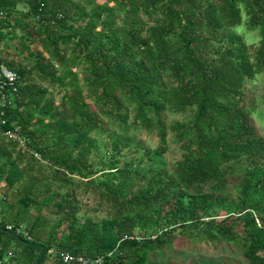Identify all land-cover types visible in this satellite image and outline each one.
Segmentation results:
<instances>
[{"label": "trees", "instance_id": "1", "mask_svg": "<svg viewBox=\"0 0 264 264\" xmlns=\"http://www.w3.org/2000/svg\"><path fill=\"white\" fill-rule=\"evenodd\" d=\"M0 10V43L23 48L0 59L20 79L5 129L28 139L27 149L0 139L12 191L0 228L26 233L0 230L1 256L177 264L156 253L182 235L264 264V136L248 96L264 76V0H0ZM244 16L255 44L233 30Z\"/></svg>", "mask_w": 264, "mask_h": 264}, {"label": "rangeland", "instance_id": "2", "mask_svg": "<svg viewBox=\"0 0 264 264\" xmlns=\"http://www.w3.org/2000/svg\"><path fill=\"white\" fill-rule=\"evenodd\" d=\"M99 1L104 2L105 0ZM245 19L246 17L244 16L242 25L236 27L233 30L237 35L241 36L248 45L255 44L259 41V34L257 31L253 32L248 30ZM248 96L256 105L254 123L259 134L264 136V76L257 78V81L250 85L248 88ZM172 118L176 120H185L188 117L172 115ZM140 137L145 139L151 148H156L158 144V138L155 135H150L146 132H143ZM169 138L171 140L173 135L170 134ZM14 155L15 154L13 152V156ZM166 159L171 163L181 159V151L178 145L174 142L170 143V151L167 153ZM11 202L12 199L10 198V200H5L3 205L7 207L11 204ZM224 214L225 213L222 212L220 217L223 218ZM89 215H91V211H88V207L86 208V206L83 204L81 216L87 217ZM156 255L157 258H160L161 260H171L177 264H188L192 260L203 258L230 264H248L244 259L242 252L232 244L223 243L216 247L211 243L199 238L184 237L182 235L175 238L173 248L167 249L166 251L157 252ZM48 260L52 261L53 264H57L58 261L54 255H50Z\"/></svg>", "mask_w": 264, "mask_h": 264}, {"label": "built area", "instance_id": "3", "mask_svg": "<svg viewBox=\"0 0 264 264\" xmlns=\"http://www.w3.org/2000/svg\"><path fill=\"white\" fill-rule=\"evenodd\" d=\"M5 12L0 10V17H3ZM20 90V79L18 73L7 65L0 66V137L4 136L14 142L18 148H28V139L24 135L20 126H14L10 129H5L6 119L4 118V110L8 107L10 100ZM37 159H41V155L37 151H32ZM6 230L15 231L17 235L26 234L23 227H15L7 225ZM59 259L64 264H104L103 257L90 259L82 255L75 256L69 252L59 254ZM0 264H11L8 256H0Z\"/></svg>", "mask_w": 264, "mask_h": 264}, {"label": "crops", "instance_id": "4", "mask_svg": "<svg viewBox=\"0 0 264 264\" xmlns=\"http://www.w3.org/2000/svg\"><path fill=\"white\" fill-rule=\"evenodd\" d=\"M22 49L23 48L20 47L19 39H16L13 42V46H11V47L9 45L5 44L4 42L0 43V59L3 58L4 55H7V54L14 55L16 53H19L20 50H22ZM2 65H6V64H2ZM2 138H4V136L0 137V139H2ZM0 145H2L0 147V149L5 148V145L3 146L2 141H0ZM6 150L4 149V151H6ZM0 158H2L1 154H0ZM2 160H3V162L6 161L5 158H2ZM11 194H12V191H10V189H8V186H7L5 179H4V177H2V179L0 180V220H8L9 219L8 218L9 214H8V209H7L9 205L7 207H5L3 205V203L5 200H10V198L12 199ZM15 211L17 212V210H15ZM8 225H12V224L9 223ZM5 256H8L10 258L11 264H21L18 262V260L13 259L12 256H14V254L10 253L9 255H5ZM47 263L53 264V262L49 261V260L45 262V264H47Z\"/></svg>", "mask_w": 264, "mask_h": 264}, {"label": "water", "instance_id": "5", "mask_svg": "<svg viewBox=\"0 0 264 264\" xmlns=\"http://www.w3.org/2000/svg\"><path fill=\"white\" fill-rule=\"evenodd\" d=\"M1 231H5L8 232V230H5L4 228H0ZM43 260V255L41 256V258L38 260L37 264H41Z\"/></svg>", "mask_w": 264, "mask_h": 264}]
</instances>
